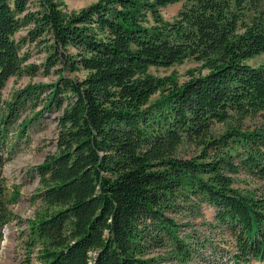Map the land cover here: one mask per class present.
Returning a JSON list of instances; mask_svg holds the SVG:
<instances>
[{"label": "trees", "instance_id": "trees-1", "mask_svg": "<svg viewBox=\"0 0 264 264\" xmlns=\"http://www.w3.org/2000/svg\"><path fill=\"white\" fill-rule=\"evenodd\" d=\"M263 52L264 0H0V236L26 222L27 264L264 262V62H247ZM186 59L198 65L182 80L149 71ZM40 67L57 77L4 93ZM53 113L39 207L23 219L3 167ZM196 218L205 228L187 231Z\"/></svg>", "mask_w": 264, "mask_h": 264}, {"label": "rangeland", "instance_id": "rangeland-1", "mask_svg": "<svg viewBox=\"0 0 264 264\" xmlns=\"http://www.w3.org/2000/svg\"><path fill=\"white\" fill-rule=\"evenodd\" d=\"M64 3L66 9H79L94 0H59ZM181 7V2H176L169 4L162 8L161 13L164 19L171 20L175 17L178 9ZM25 33V30L20 32ZM27 45V44H26ZM25 45V46H26ZM44 58V51L39 48L30 47V56L28 62H32L36 65L41 64ZM248 63L252 65H257L264 62V52L254 56L247 60ZM198 65L197 62L192 59H186L181 63L173 64L168 67L162 66H151L149 71L155 75H167L169 73L175 72L179 79L185 77V72L188 68ZM68 73V72H66ZM74 77H83L84 72L82 70L78 72L68 73ZM57 77V73L53 69L49 73L43 72L40 67L35 75H23L21 77H11L4 87V93L8 94L9 91L22 87L27 83H50ZM53 114H45L40 118V121L29 129V138L23 141L16 154L11 160H9L3 167V175L6 177L8 193L10 195V190L13 185L19 186V197L16 201L10 204V207L15 215L20 218H27L34 215V212L39 207V202L33 198V194L38 189L37 175L34 173V167L38 165L42 160L44 155L53 150V140L56 135L55 121ZM221 128V125L216 127ZM187 149V147H184ZM35 174V175H34ZM243 180L236 182L241 185V187L256 188L261 182H256L249 176L240 173L239 176ZM236 184V185H237ZM201 211L204 214V219L206 221H212L214 217L215 210L212 206L203 203ZM16 220H12L8 225L2 227L0 236V264H27L26 262V250L22 244V237L18 233L19 228L26 227V222H21L17 224ZM194 229H204L205 226L201 222L200 218H196L191 222V226L187 228ZM201 233V232H199ZM201 235V234H199ZM30 264H37V261L32 258ZM249 264H264V262L259 260H252Z\"/></svg>", "mask_w": 264, "mask_h": 264}]
</instances>
